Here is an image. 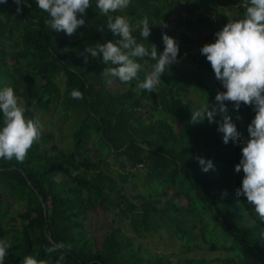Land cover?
Segmentation results:
<instances>
[{
  "label": "trees",
  "instance_id": "trees-1",
  "mask_svg": "<svg viewBox=\"0 0 264 264\" xmlns=\"http://www.w3.org/2000/svg\"><path fill=\"white\" fill-rule=\"evenodd\" d=\"M244 11L245 0H132L113 13L134 24L147 15L153 23L148 40L160 50L165 31L179 42L177 61L149 92L135 79H115L120 87L111 88L100 74L102 59L88 53L85 61L86 45L116 39L95 0L73 34L51 28L48 13L35 0L22 11L16 0L0 2V86H14L26 116L52 112L56 104L61 111L77 110L79 117L73 149L55 143L54 134L43 128L25 159H0V238L12 241L5 264H21L27 254L56 264L61 252L62 264L173 263V254L144 256L142 244L128 232L141 238L162 234L171 243L180 239L183 253L227 254L213 261L180 256L176 264H264V220L236 192L244 173L235 164L247 138L225 143L216 121L194 123L192 110L200 104L189 96L197 92L218 103L223 85L201 52L199 35L214 40L218 29ZM193 31L198 38L191 37ZM134 34L150 44L139 28ZM146 59L141 79L155 62ZM73 89L82 90L83 97H73ZM226 103L240 132L249 134L255 114L248 109L254 106L237 110ZM197 155L212 158L215 167L203 171ZM14 204L25 206L9 215ZM101 212L112 218L102 233L93 234L91 214ZM52 241L66 247L48 252Z\"/></svg>",
  "mask_w": 264,
  "mask_h": 264
},
{
  "label": "clouds",
  "instance_id": "clouds-1",
  "mask_svg": "<svg viewBox=\"0 0 264 264\" xmlns=\"http://www.w3.org/2000/svg\"><path fill=\"white\" fill-rule=\"evenodd\" d=\"M2 2V0H0ZM40 9L48 13L46 23L57 31L73 34L78 26L85 24V13L93 0H35ZM132 0H95L100 12L107 14V28L111 29L116 39L86 45L84 59L88 53L102 59L105 63L100 74L107 83L114 79L122 82L136 80L138 87L149 92L156 91L162 81V74L178 59L179 42L168 32L162 33L164 47L159 49L155 42L148 40L151 23L145 15L139 24L132 23L124 14H115L117 10L128 8ZM17 10L22 11L31 0H16ZM139 28L140 36L150 42L146 44L134 34ZM201 52L211 62L216 78L223 85V90L216 93L215 101L208 98L199 107L192 110V121L200 122L205 118L216 121L218 129L223 132V141L239 142L241 132L229 111L227 101L239 109L242 103L253 105L255 116L248 124L249 136L242 144V155L235 164V170L243 169L241 186L237 187L238 195H244L253 206L255 214L264 220V0H245V11L242 17L229 19L215 32V39L205 42ZM155 62L151 70L140 78L148 59ZM71 95L82 98L80 89H73ZM26 109L20 103L14 86H0V159L23 160L28 150L36 142L44 122L40 117L25 115ZM218 114L222 118L217 120ZM196 159L203 171L215 167L212 158L197 155ZM12 241L0 238V264H5ZM64 241H52L46 251L55 252L65 248ZM64 255L61 252L56 264H62ZM21 264H47L45 259L34 254L23 256Z\"/></svg>",
  "mask_w": 264,
  "mask_h": 264
},
{
  "label": "rangeland",
  "instance_id": "rangeland-1",
  "mask_svg": "<svg viewBox=\"0 0 264 264\" xmlns=\"http://www.w3.org/2000/svg\"><path fill=\"white\" fill-rule=\"evenodd\" d=\"M190 35L193 39L198 38L197 32H194V31L190 32ZM199 37L201 39L202 44L210 41L208 40L207 34H201L199 35ZM58 82L60 83L61 86H64V87L66 86V82L61 77L58 78ZM107 84L111 88L120 87L119 83L115 79L112 83H107ZM189 96L192 98L193 101L199 104L206 101V100H203L197 92L191 91ZM241 105H243L245 108L247 107L246 103H242ZM52 108H53L52 112H46L45 110H42V111L38 110V115L45 125L44 129L45 131H48L54 134L55 143L61 145L66 150H69V149L71 150L74 148V145H75V138L73 137L74 136L73 133L77 128L78 119H79L78 114H76L75 112L77 110H71L69 112H65L62 109L61 111V106L60 105L56 106V104L52 105ZM248 110L252 112V114H255V110H252V111L251 109H248ZM218 115H222V114H218ZM241 134H242L241 137L248 138L249 134L247 133L244 134L242 131H241ZM79 153L80 155H84V154L86 155L85 151H82V150H80ZM90 155L94 156V152H90ZM128 188L131 189V186H129ZM14 205H15V208L12 207L8 209L9 215L15 214L18 209L22 211L25 206L24 205V206L19 207L17 204H14ZM9 215L7 214L6 219L8 218ZM109 216L111 220L112 216L111 215ZM110 220L106 219V215H104L103 212L99 214H91L89 230L93 234H100L102 233V231L106 229ZM20 223H22V221H20ZM128 233H129V236L133 238V241L136 245L142 244L143 246L142 254L144 256H148L150 254H155V255L156 254H160V255H169V254L172 255L173 254L172 264H176L179 261L180 256H187L189 258H202L204 256L209 261H213L212 258L216 256L224 257L227 255L222 250H216L213 252H209L208 250L199 251L198 249H196L195 252L183 253L179 251L181 247L180 245L182 244V241L180 239L176 243H171L165 237V235H162V234L161 235L152 234L145 238H141V237L136 236L132 232H128ZM245 258H246L245 255L244 256L242 255L240 261L241 262L244 261Z\"/></svg>",
  "mask_w": 264,
  "mask_h": 264
},
{
  "label": "bare ground",
  "instance_id": "bare-ground-1",
  "mask_svg": "<svg viewBox=\"0 0 264 264\" xmlns=\"http://www.w3.org/2000/svg\"><path fill=\"white\" fill-rule=\"evenodd\" d=\"M68 88V87H67ZM16 232V231H15Z\"/></svg>",
  "mask_w": 264,
  "mask_h": 264
}]
</instances>
